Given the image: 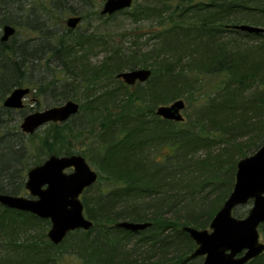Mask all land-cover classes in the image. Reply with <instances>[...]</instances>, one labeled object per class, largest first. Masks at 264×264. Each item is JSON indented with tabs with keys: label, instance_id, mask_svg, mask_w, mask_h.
<instances>
[{
	"label": "trees",
	"instance_id": "trees-1",
	"mask_svg": "<svg viewBox=\"0 0 264 264\" xmlns=\"http://www.w3.org/2000/svg\"><path fill=\"white\" fill-rule=\"evenodd\" d=\"M26 1L0 0V28H16L0 41V194L26 195L31 168L50 156L72 155L70 148L56 149L53 135L29 141L17 126L20 110L2 106L14 89L30 84L29 70L51 59L62 79L36 87L57 93L55 106L80 103L65 125L84 131L94 122L93 148L81 155L100 178L98 192H92L95 183L80 197L93 226L69 233L58 246L47 239L49 221L0 205V264H57L65 254L83 264H202V258L189 260L195 245L183 228H209L233 189L237 162L264 143V0H135L127 10L95 17L125 16L131 32L119 37L57 34L52 14L71 11L83 21L84 11L72 3L93 7L91 0H48L42 20L24 9ZM143 23L145 34L136 32ZM242 25L263 32L236 29ZM98 52L103 58L92 63ZM136 69L151 72L145 83L129 87L116 78ZM211 78L217 85L203 93ZM177 100L201 104L192 114L186 107L181 123L155 115ZM120 222L150 226L131 233L116 228ZM258 232L264 239V224ZM248 264H264V253Z\"/></svg>",
	"mask_w": 264,
	"mask_h": 264
},
{
	"label": "water",
	"instance_id": "water-1",
	"mask_svg": "<svg viewBox=\"0 0 264 264\" xmlns=\"http://www.w3.org/2000/svg\"><path fill=\"white\" fill-rule=\"evenodd\" d=\"M135 0H105L100 16H112L129 9ZM81 23V17H69L67 29L74 30ZM237 30L248 33L263 32L262 29L238 26ZM16 29L10 25L2 28L0 41L6 43L14 36ZM151 75L146 69L125 71L116 76L126 86L145 83ZM30 89L16 88L3 101L8 110L23 109V100ZM185 109L183 100L160 106L155 115L163 120L181 123ZM79 111V104L67 101L60 106L23 118L19 129L25 135L50 123H63ZM70 173H66L67 171ZM97 174L80 155L50 156L41 165L31 168L24 183L28 197L0 194V205L7 209L28 213L40 220L49 221L46 234L48 241L58 246L74 231H88L92 222L84 217L80 201L82 193L97 182ZM251 203L247 216L237 219L232 214L239 206ZM264 224V143L251 156L240 159L236 164L233 189L220 210L212 219L209 228L196 230L184 227L195 245L189 260L202 258V264H248L264 253L258 229ZM150 225L120 222L115 225L131 233L143 231Z\"/></svg>",
	"mask_w": 264,
	"mask_h": 264
},
{
	"label": "rangeland",
	"instance_id": "rangeland-1",
	"mask_svg": "<svg viewBox=\"0 0 264 264\" xmlns=\"http://www.w3.org/2000/svg\"><path fill=\"white\" fill-rule=\"evenodd\" d=\"M91 1L93 2V7H91V6L85 7V6L78 4V3L77 4L72 3L73 8L76 9L75 11H77V12H80V11L83 12L84 11V15L86 17L85 20H83V21L81 19V23L78 25V27L76 29H74V33L85 32L86 30H88V31H92V32L96 33L100 37H102V36L107 37L109 35L114 36V34H116L118 36V35H121L120 33H128V32L130 33L131 32V29H130L131 24H130L129 20L126 19L125 16L116 15L110 21L97 20V18H95V17L98 14H100V11L103 7L105 0H91ZM40 2L41 1H39V0H27L25 2L26 6H24V9H27L28 7H30L32 10H34L35 16L41 15L39 17L42 20V19L48 18V16H49V15H46L48 13V12H46L48 9V5H47L48 0H44L41 3ZM42 3L45 5L41 8ZM65 8H68V7L65 6ZM49 13H50V17H51V9H50ZM74 16H76V15L72 14L71 11H68V12L63 11L62 14H60V16L54 15V13L52 14V18H51L52 19L51 20L52 25L56 29L58 35H62L63 33H66L68 31V29L65 25V21L69 17H74ZM38 20H40V19H38ZM56 23H58L59 28L55 27ZM144 28H145V24L143 23V24L138 26L139 30L137 29L136 32H140V33L145 34ZM26 33L24 36L22 35L23 37H18V38L24 39V38H27L26 35L30 36L29 32H26ZM1 36H2V28H0V37ZM120 39L122 40V38H120ZM127 39L122 44L123 49L128 48V46H129L130 42H128V41L130 39H128V40ZM146 39H147V36L142 35L141 40L143 43L146 42ZM102 58H103V54L98 52L97 56H95L92 59V63L100 61ZM27 75H26V77H30V79H31L30 84L29 85L28 84H21L18 87V88H28L31 90L29 95L23 100V106L24 107L19 112L23 115V117L20 120V122L17 123L18 127L21 124L23 118L26 117L27 115L33 114L36 112H42V111L49 109V108H52V107H57L54 105V102H53L57 99V98H55L57 96V93L52 94L49 91L47 94H42V92L40 90L38 91L37 87L39 88L38 83L49 82L50 80H52V78H54L56 80L62 79V72L57 67V62L53 61L52 59H51L50 63L42 62L41 64H38L32 71L29 70ZM62 83L63 82L57 83L58 88H60ZM217 83H218L217 78H211L210 80H205V82L203 83V86H204L203 87V93L204 92L210 93L211 90L213 89V87L215 85H217ZM32 84L33 85L35 84V85L32 86ZM73 102L78 103L76 101H73ZM192 103H193V105L190 106L191 108L187 107V105L185 103V108L187 107V110L191 114L194 112L195 107L199 106L201 104V102H199V100H195ZM79 105H80V103H79ZM79 107H81V106H79ZM188 111H185V109H184L181 112V114L184 118H188V115L186 114ZM74 116H76V115H74ZM74 116H72V117H74ZM190 116H192V115H190ZM71 118H69L67 121H65L63 123H50V124H52L51 126H49L47 128H45V126L41 127L40 129L33 132L31 135H26V136L28 137L29 141H37L38 139H42L43 137L53 135L54 138L56 137V149L57 150L62 151V150H65L67 148H70L72 150V155H80L83 157V155H81V151L89 152V150H92V148H93L91 146V143L93 142L92 133H91V131H89V129L91 127H95V124H94V122H88L87 128H86L87 130L77 131L80 128H76L75 125H73V126L69 125V124H67L68 126L65 125V123H67ZM83 119H85V118H83ZM88 120L90 121V119H88ZM82 121H84V120H82ZM50 124H48V125H50ZM72 127H74L75 129H72ZM201 155H202L201 153H198L197 156H201ZM84 159L86 160V162L88 163L90 168L97 174L98 178H100L99 169L91 161L89 162V160L87 158H84ZM70 172L71 171H67L66 173H70ZM93 188L94 189H92V192H94V191L98 192L97 183L95 184V186ZM21 197H28V195L27 194L24 196L21 195ZM251 207H252L251 203H248L246 205L237 207L236 209H234L233 212H235L234 214L237 217V219H243L247 216V213L251 209ZM260 241H262L264 243V239L262 237H260ZM56 259H57V264H83L77 258H75L71 255H67V254L58 255Z\"/></svg>",
	"mask_w": 264,
	"mask_h": 264
},
{
	"label": "bare ground",
	"instance_id": "bare-ground-1",
	"mask_svg": "<svg viewBox=\"0 0 264 264\" xmlns=\"http://www.w3.org/2000/svg\"><path fill=\"white\" fill-rule=\"evenodd\" d=\"M79 17V16H78Z\"/></svg>",
	"mask_w": 264,
	"mask_h": 264
},
{
	"label": "flooded vegetation",
	"instance_id": "flooded-vegetation-1",
	"mask_svg": "<svg viewBox=\"0 0 264 264\" xmlns=\"http://www.w3.org/2000/svg\"><path fill=\"white\" fill-rule=\"evenodd\" d=\"M69 171V170H68Z\"/></svg>",
	"mask_w": 264,
	"mask_h": 264
}]
</instances>
